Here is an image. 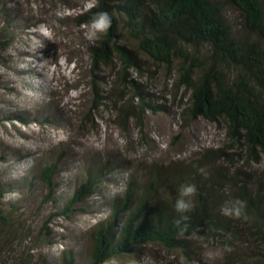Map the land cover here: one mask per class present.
I'll list each match as a JSON object with an SVG mask.
<instances>
[{
  "label": "rangeland",
  "instance_id": "374dc122",
  "mask_svg": "<svg viewBox=\"0 0 264 264\" xmlns=\"http://www.w3.org/2000/svg\"><path fill=\"white\" fill-rule=\"evenodd\" d=\"M94 2L0 0V26L4 9L15 24L10 42L0 48V181L11 190L0 200L11 219L10 229L0 230V264H44L42 256L48 264H63V251L70 249L77 264H86L91 229L108 215L131 172L181 167L217 148L233 153L225 162L231 171H264L263 162L249 159L227 139L223 121L188 117L185 91L147 56L141 55L142 74L131 72L144 98L122 82L116 67L102 65L95 76L89 45L96 38L88 36V23L79 25L77 19ZM227 13L237 27L239 13L231 6ZM16 114L30 123L13 119ZM57 161L53 190L38 177L25 181L38 165ZM104 164L94 194L61 214L88 171ZM143 250L103 264H222L224 256L212 243H203L192 258L160 246Z\"/></svg>",
  "mask_w": 264,
  "mask_h": 264
},
{
  "label": "trees",
  "instance_id": "16d2710c",
  "mask_svg": "<svg viewBox=\"0 0 264 264\" xmlns=\"http://www.w3.org/2000/svg\"><path fill=\"white\" fill-rule=\"evenodd\" d=\"M230 6L240 15L237 27L227 13ZM98 11L107 12L111 24L89 45L95 76L102 65L116 67L122 82L144 98L131 72L142 74V56H147L166 67L174 85L185 91L188 117L223 121L227 139L249 159L264 164V0H95L77 16L79 25L89 24ZM3 12L0 48L10 42L7 35L15 26L11 13ZM92 82L100 98L98 83ZM141 108L146 110L143 104ZM12 118L30 123L17 114ZM230 158L233 153L225 149H208L181 167L158 164L141 175L128 174L125 188L110 201L108 215L91 229L86 264L140 256L148 245L192 258L203 243L222 249V264H264V171H231L225 164ZM106 167L88 171L61 214L68 215L73 204L94 194ZM34 171L25 181L38 177L53 190L59 161ZM186 182L195 184L196 192L180 230L173 224L179 217L172 205L177 186ZM9 189L0 181V200ZM235 198L244 202L240 217L221 215L220 207ZM3 210L0 230L10 229L11 219ZM2 244L0 238V256ZM63 252V264H77L72 249ZM40 259L48 264L44 256Z\"/></svg>",
  "mask_w": 264,
  "mask_h": 264
},
{
  "label": "clouds",
  "instance_id": "9594fccd",
  "mask_svg": "<svg viewBox=\"0 0 264 264\" xmlns=\"http://www.w3.org/2000/svg\"><path fill=\"white\" fill-rule=\"evenodd\" d=\"M111 24V18L105 11L96 12L90 19L88 24V36L90 38H98L105 33ZM203 172V169H198ZM196 192V185L193 183H181L177 186V194L172 205L173 211L179 218L173 220L174 226L180 229L181 221L186 220L187 216L184 215L192 208V197ZM244 209V202L239 198L227 201L220 207V213L223 216L231 218H239ZM186 227V225H185ZM182 230V229H180Z\"/></svg>",
  "mask_w": 264,
  "mask_h": 264
}]
</instances>
